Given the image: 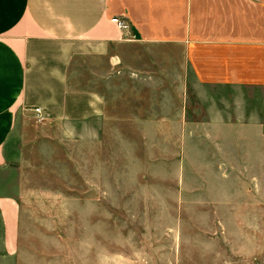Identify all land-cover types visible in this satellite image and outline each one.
Listing matches in <instances>:
<instances>
[{
    "label": "crops",
    "instance_id": "crops-1",
    "mask_svg": "<svg viewBox=\"0 0 264 264\" xmlns=\"http://www.w3.org/2000/svg\"><path fill=\"white\" fill-rule=\"evenodd\" d=\"M112 17L129 28L119 29ZM259 90L264 103V0H0L6 255L17 264L34 262L38 227L25 199L36 196L49 202L43 213L78 215L79 235L90 231L89 264L96 262L99 199L118 196L114 187L99 190L98 182L117 180L136 183L122 187L123 198H161L169 183V212L177 215L165 227L170 257L144 258L145 264H217L226 214L239 246L234 264L243 263V241L256 259L248 262L258 264V230L264 229L257 220L264 213ZM243 91H249L244 109ZM24 161H75L72 206L66 209L64 190L26 188L17 176ZM103 161H139L147 172L114 177L98 172ZM184 214L193 216L183 220ZM105 259L128 264L122 253Z\"/></svg>",
    "mask_w": 264,
    "mask_h": 264
},
{
    "label": "rangeland",
    "instance_id": "rangeland-1",
    "mask_svg": "<svg viewBox=\"0 0 264 264\" xmlns=\"http://www.w3.org/2000/svg\"><path fill=\"white\" fill-rule=\"evenodd\" d=\"M193 89L196 90V87L193 86ZM255 93L259 98L261 97L260 90ZM248 94L249 91H243V109L248 105L247 101L244 100V98H249ZM257 107L260 110H264V103L261 98L257 103ZM69 153H72V145L66 155ZM138 162L103 161L102 165L98 168V172H108L114 175V177L119 176V174L136 175L147 172L145 171L147 168L145 166H138ZM161 169L163 172H169V166H163ZM82 172L89 173L88 170H83ZM74 173L75 161H24L23 166L17 169V176H24L25 181H27V183L25 182L26 188L35 190V193H37L36 190L38 188L64 190L67 196L66 209H69L73 204ZM57 176L60 177V181L56 180ZM135 184V182L131 181L123 183L117 180L110 183L98 182L99 190L101 188L105 189L106 186L108 188L114 187V190L117 191L114 194H118V196L99 199L96 226H93L95 227L93 235L95 234L97 242L96 245L92 246V250L96 249L97 261L92 262V264H107L105 259L107 253H114L115 255L122 253L127 255L128 264H139L140 261L142 264H145L144 258L151 261L154 257L161 259H168L170 257V239L166 233L169 229H165V227H169L170 222L172 223L177 215L169 212L171 207H173V203L171 204L173 199L169 197L170 193L168 192L169 183H163L161 198H123L120 192L122 187ZM164 185L167 186V190H165ZM25 200L27 201L26 205L28 208L34 212L31 214L34 216L33 222L37 224H34L35 227H38V230H35V235L38 236L34 239L33 243L34 262H24L23 264H89L90 246L86 245L85 242L89 240L90 231L88 227L84 228L81 231L83 236L79 235V230L76 229L77 227L74 224V218L77 221L78 215L66 212L65 217L62 218V214L43 213L44 206L49 203L45 197L35 196ZM153 201L156 204H153ZM159 202H161L162 206L157 208ZM100 203H103V205H100ZM146 206H150L151 209L147 210ZM160 209H162V212H158ZM38 211L40 212L38 213ZM181 216L184 218L183 220H187L193 215L184 214ZM200 216L204 217L205 215ZM86 217L88 219L89 215H86ZM222 217L225 218L226 225L225 229L219 231L220 238L217 242L219 262L217 264H234V259L238 256L235 254V249L239 250V246L237 247L235 244L236 240L234 239L233 229L228 228L230 215L226 214L222 215ZM249 220L250 215L243 213L242 221ZM257 220L258 222H264V213H260ZM83 222L84 220H82V224ZM159 227L161 228V238L158 235ZM246 232L249 233V230ZM258 233V264H264V229H259ZM42 236L45 239H42ZM79 242L83 243L81 248L80 245L77 246ZM249 248L248 242L245 244L243 241L242 264H250L248 262L250 260L256 261L249 254ZM84 249L87 250V254L84 255L85 257L87 256V261H85L83 255H80ZM246 260L247 262H245ZM0 264H17L5 253L2 245L1 222ZM114 264L117 263L115 262Z\"/></svg>",
    "mask_w": 264,
    "mask_h": 264
},
{
    "label": "built area",
    "instance_id": "built-area-1",
    "mask_svg": "<svg viewBox=\"0 0 264 264\" xmlns=\"http://www.w3.org/2000/svg\"><path fill=\"white\" fill-rule=\"evenodd\" d=\"M111 22L115 23V25L121 29V30H127L129 28V25L127 23V21H125L124 19H121L119 17H112L111 18ZM37 113H38V120H43L44 117L41 115L39 109H37Z\"/></svg>",
    "mask_w": 264,
    "mask_h": 264
}]
</instances>
